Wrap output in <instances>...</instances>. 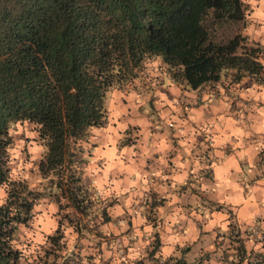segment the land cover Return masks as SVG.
I'll return each instance as SVG.
<instances>
[{
    "label": "clouds",
    "instance_id": "1",
    "mask_svg": "<svg viewBox=\"0 0 264 264\" xmlns=\"http://www.w3.org/2000/svg\"><path fill=\"white\" fill-rule=\"evenodd\" d=\"M241 6L247 27L239 34L246 38L249 47L258 46L264 50V0H241ZM254 59L264 67V52ZM113 63L111 72L118 76L120 68L115 61ZM142 65L144 71L140 73V78L125 81L124 90L114 84L106 92V126L90 125L85 130L87 142L81 139L74 146V150L83 148L82 158L88 161L83 167L78 164L72 167L77 175L83 173L82 181H91L89 191L94 192L91 199L96 204L93 212L102 220L101 212L106 209L111 218L109 223L99 228L105 236L117 237L111 250L106 244L102 245V256L87 250L89 245L94 248L95 237L82 240L75 225L67 221L59 224L64 215L73 214V209L65 208L61 212L56 201L45 196L34 203L28 226L16 225L18 231L15 238L8 242L12 251L19 252V264H41L46 251L55 247L49 238L56 237L58 229L62 233L59 244L66 245L64 250H58L62 257L74 253L78 243L86 246L80 252V264H102V260H111V264H137L139 261L152 264L148 260V252L155 245L157 233L160 248L154 259L159 260V264H166L170 258V264H176L182 258L181 250L194 244L203 246L205 252L215 253L209 264H225L223 257L226 250L227 264H240L236 251L240 245L229 239L233 232L231 225L240 231L245 250L243 264L250 261L251 264H259L257 256L264 257V178L255 180L259 171L254 162L259 152L264 150V84L253 83L251 87L242 88L248 82L247 75L238 83H233L231 76L225 78L226 70H221V80L216 83L220 97L217 98L210 90L206 91L200 97L203 101L200 107L182 110L181 96L185 103L195 104L197 91L182 94L167 71L170 66L160 54L150 57L145 53ZM161 80L164 81L162 85ZM145 84L152 91H148ZM222 84L228 88L227 93ZM161 87L166 91H161ZM69 92L74 95L77 89L70 88ZM168 93L172 99H169ZM153 96L156 97L155 106L162 123L153 124L155 117L146 118L151 112L148 101ZM236 97L251 105L252 111L247 117L243 112H231L232 101ZM140 108L144 109V114L139 112ZM234 116L239 119H234ZM130 125L139 127L140 130L133 133L132 138L139 136L140 140L133 146L121 148V142L128 138ZM43 127V124L30 123L26 119L9 122L8 135L13 138V144L5 151L8 154L7 167L11 171L7 181L0 184V208L9 203L12 183L26 184L30 192L43 193L47 189L49 193L59 195L61 190L58 187H47L48 179L57 178L50 175L44 179L39 174L38 165L41 161L47 163L51 153L49 144L52 142L51 136L41 139ZM170 128L175 130L174 134L169 132ZM201 135L206 143L200 148L210 145L213 149L211 155L215 159L211 165L202 164L193 156L197 137ZM254 135L260 139L246 146V141ZM93 144L98 146L93 148ZM229 146L231 155L226 154ZM149 160L151 165L146 164ZM146 167L148 171H145ZM209 168L212 180L206 181L200 173L201 170L207 172ZM32 170L36 172L35 177ZM184 187L188 188V192H181ZM193 188L207 199L193 195ZM154 197L156 207L152 208ZM112 201L117 203L109 207ZM161 201L164 202L162 205ZM209 201L223 210L216 211L209 206ZM67 203L61 198L60 204ZM16 213V207L12 206L10 215ZM149 216L155 219V226ZM89 226L92 227L91 224ZM129 230L130 234L125 235ZM201 232L210 234L204 238L202 245L199 243ZM218 235L224 241L220 249L211 243ZM89 255L94 257L91 262L87 259ZM56 264H64V259L57 260Z\"/></svg>",
    "mask_w": 264,
    "mask_h": 264
},
{
    "label": "trees",
    "instance_id": "2",
    "mask_svg": "<svg viewBox=\"0 0 264 264\" xmlns=\"http://www.w3.org/2000/svg\"><path fill=\"white\" fill-rule=\"evenodd\" d=\"M242 19L241 0H0V184L11 171L5 151L13 144L9 122L26 119L44 125L41 139L51 136V153L47 163H39V174L44 179L55 176L47 187L61 190L59 195L47 189L34 193L26 184L12 183L9 203L0 208V264H19V252L12 251L8 242L15 238L16 225L28 226L34 203L45 196L54 199L61 212L73 209L74 219L64 215L58 223L73 221L77 233L90 223L99 232L97 226L110 220L106 209L102 220L93 212L94 192L82 181L83 173L77 175L72 167L88 161L82 158L83 148L74 146L81 139L87 142L85 130L90 125L106 126V92L114 84L124 90L125 81L140 78L145 53L162 55L173 80L190 88L203 84L211 88L221 80V70L233 82L245 75L254 83L263 82L264 67L254 58L264 50L249 47L240 32H216L217 26ZM114 61L120 68L118 76L111 72ZM73 87L74 95L69 92ZM61 198L68 203L60 204ZM12 206L17 209L14 216ZM61 238L59 229L56 237L49 238L55 247L46 251L41 264H49L50 258L51 264L62 258L64 264H80L81 244L64 258L58 254L66 248L59 244ZM230 238L239 243V255L244 254L239 229ZM102 245L96 239L94 248L87 249L102 256ZM156 248L155 241L148 252L152 264H159L154 259ZM181 257L176 264L194 262ZM87 259L91 262L94 257Z\"/></svg>",
    "mask_w": 264,
    "mask_h": 264
},
{
    "label": "crops",
    "instance_id": "3",
    "mask_svg": "<svg viewBox=\"0 0 264 264\" xmlns=\"http://www.w3.org/2000/svg\"><path fill=\"white\" fill-rule=\"evenodd\" d=\"M245 19H242L241 21L244 22ZM240 21V20H239ZM242 22V23H243ZM242 27V26H241ZM247 27V26H245ZM243 27V28H245ZM242 29L241 28H238L237 31L235 32H240ZM234 32V33H235ZM261 77L263 78V82L260 83V84H264V74H260ZM230 75L229 73L225 75V78H228ZM244 78V77H242ZM241 78V79H242ZM240 79V80H241ZM217 82H220V80L216 81L215 83H213L212 87L210 88L208 84H203L201 86H198L196 88H190L186 85H183V84H178L177 83V86L181 88V92L182 94L184 92H187V91H197V102L195 104H189V103H185L184 100H183V95L181 96V109L184 110L186 108H191V107H200L203 103V101L200 99V97L206 92V91H212L213 93H215L216 97L219 98L220 97V93L219 91L216 89V83ZM233 82V81H232ZM239 82V81H238ZM238 82H233V83H238ZM164 83V81L162 80V83L161 85ZM254 82L251 80V79H248V82L244 85H242V88H248V87H251L252 84ZM258 84V83H256ZM148 85V84H147ZM222 87H225V91L226 93L228 92V88L226 86H223L221 85ZM161 91H166V89L162 88L160 89ZM152 91V90H150ZM169 95V99H172V96L170 93H168ZM230 95V94H229ZM155 101H156V97L153 96L149 101H148V106L151 108V112L147 114L146 118L148 119H152V117H155V120H153V124H156V123H162V121H160V118H159V115H158V112H157V109H156V106H155ZM124 103L126 104L127 101H124ZM252 111L251 109V105L247 102V101H241L239 97H236L233 99L232 101V107H231V112L233 113H237V112H243L244 113V116L247 117L249 115V113ZM139 112L141 114H144V109L143 108H140L139 109ZM184 117L186 118L187 117V112L185 111L184 112ZM234 119H239L238 116H234L233 117ZM129 132H127V139L122 141L121 142V145L120 147H125V146H133L135 144H137V142L140 140V137L139 136H136L135 139H133V133H136L138 132L140 129L138 126L136 127H133V126H129ZM153 132L156 131L155 128L152 129ZM161 131H163L161 129ZM174 129H169V132L170 133H173L174 134ZM260 138L257 137V136H252L250 139H248L246 141V146L247 145H252V144H255ZM206 143L205 141V137L203 135L201 136H198L197 137V145H196V148L193 150V156H195L197 159L200 160V162L202 164L204 163H207L208 165H211L213 162H214V157L211 155L213 149L211 146H207L205 149H201L200 148V145L201 144H204ZM173 144L174 146L176 145V141L175 139H173ZM98 145H95L93 146V148L97 147ZM139 149H137L138 151ZM226 154L228 155H231L232 154V150H231V147L229 146L228 149H226ZM92 155V153H91ZM90 155V156H91ZM173 156L175 155V153L172 154ZM255 164H256V168L257 170L259 171V175L256 176L255 180H260L262 178H264V150H261L259 152V154L257 155V158L256 160L254 161ZM88 163V162H87ZM147 165H151L152 164V161L149 160L146 162ZM149 168L146 167L145 168V171H148ZM201 176H203L204 180L206 181H211L212 180V171L211 169L209 168V170L207 172H204L203 170H201V173H200ZM191 183V182H190ZM252 183H255V181H252ZM188 188L187 187H184L181 189V192L184 193V192H188L187 190ZM191 193L193 195H199L201 196V199L202 200H206L207 197H204L202 196L200 193H197L196 189H191ZM117 203L116 201H112V203L109 205V207H111L113 204ZM161 205L164 203L163 201L160 202ZM209 203V206L212 207V208H215L216 211H222V207L221 206H216L214 205L211 201L208 202ZM152 208H155L156 207V203H155V197H154V202L151 206ZM188 207H191V205H188ZM231 213V212H230ZM232 215V214H230ZM149 220L152 221L153 223V226H155V219L152 217V216H149ZM111 221V218L108 222H104L102 224H107ZM98 225L97 226V229L99 230V228L101 227V225ZM129 225H130V228H131V219H129ZM231 227L233 228V232L238 229L235 225H231ZM232 232V233H233ZM102 233L99 231L97 232V235H101ZM127 234H130V230H129V233H125V235ZM210 235V234H209ZM208 236V234H205L203 232H201V239H200V244L202 245L204 243V238ZM100 241L101 243L104 245L106 243H104L105 241H103L102 237H100ZM117 239V237H115V240ZM231 239V238H229ZM109 239L107 238V241ZM233 241H234V238H233ZM109 242V241H108ZM156 243H157V248H156V251H159V248H160V240H159V234L157 233L156 234ZM211 243L215 246L216 249H220L221 247L224 246V241L220 238H217L215 240H212ZM110 245V244H109ZM127 253V248L125 250V254ZM181 255L187 260V261H194L193 264H209V262L211 261L212 257L215 255V253H208V252H205L204 251V247L203 246H198L196 244L192 245V246H189L188 248H184L183 250H181ZM255 255V253H254ZM240 264H243V260L245 258V253L244 254H240ZM223 260L225 262V264H227L228 262V252L227 250L225 251L224 253V257H223ZM258 260H259V264H264V257H259L258 256ZM249 264H251V261L249 262Z\"/></svg>",
    "mask_w": 264,
    "mask_h": 264
},
{
    "label": "rangeland",
    "instance_id": "4",
    "mask_svg": "<svg viewBox=\"0 0 264 264\" xmlns=\"http://www.w3.org/2000/svg\"><path fill=\"white\" fill-rule=\"evenodd\" d=\"M243 21H235V22H229V23H227V24H222V25H220V26H217V30H216V32L218 33H220V35L221 34H224V33H226V34H233L235 31H237L238 30V28H241V29H243V27H245V26H247V23L245 22V20H244V22L242 23ZM242 26V27H241ZM145 88L148 90V91H150V90H152L151 88H150V86L149 85H147V84H145ZM19 138H23V137H18L17 139H19ZM25 151H26V149H25ZM32 175L35 177L36 176V172H35V170H32ZM191 182V181H190ZM188 190V189H187ZM78 214L80 215V213L78 212ZM231 213L229 212V215H230ZM71 216V218L72 219H74L75 218V215H74V212H73V214L72 215H70ZM230 217H232V215H230ZM232 218H234V217H232ZM68 223H70V221H68ZM71 223H73V221L71 222ZM70 223V225H72ZM91 224V223H90ZM94 227L95 226H93L92 225V227H90L89 226V224H86V228H87V230L86 229H84L82 232H80L79 233V235H80V239H82V240H88L89 238H91V237H95V240L96 239H101L100 237H102V239H103V241H105L104 243H106V245L108 246V248L110 249L111 248V245H112V241H111V239H115V236H112L111 238H109L108 236H107V238L109 239L108 241L107 240H104V237H106V236H104V235H97L96 233V231L95 230H93L94 229ZM87 234V235H86ZM209 235V234H208ZM106 238V239H107ZM217 238H219V235L216 237V239ZM110 244V245H109ZM90 246V245H89ZM89 246H87V248L89 247ZM81 248H82V251H84L85 249H86V246L85 245H83V244H81ZM103 248V247H102ZM88 250V249H87ZM124 253H125V249H124Z\"/></svg>",
    "mask_w": 264,
    "mask_h": 264
},
{
    "label": "built area",
    "instance_id": "5",
    "mask_svg": "<svg viewBox=\"0 0 264 264\" xmlns=\"http://www.w3.org/2000/svg\"><path fill=\"white\" fill-rule=\"evenodd\" d=\"M208 146H210V145H208ZM84 182L87 183L88 185L91 183L90 180H88V181H84Z\"/></svg>",
    "mask_w": 264,
    "mask_h": 264
}]
</instances>
